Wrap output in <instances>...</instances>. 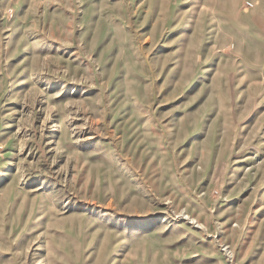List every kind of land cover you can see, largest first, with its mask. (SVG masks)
<instances>
[{"label":"rangeland","instance_id":"rangeland-1","mask_svg":"<svg viewBox=\"0 0 264 264\" xmlns=\"http://www.w3.org/2000/svg\"><path fill=\"white\" fill-rule=\"evenodd\" d=\"M0 264H264V0H0Z\"/></svg>","mask_w":264,"mask_h":264}]
</instances>
